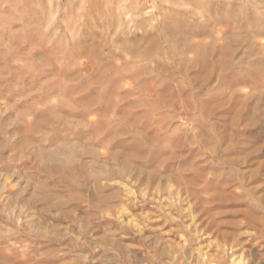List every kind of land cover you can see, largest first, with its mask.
<instances>
[{"label":"rangeland","instance_id":"374dc122","mask_svg":"<svg viewBox=\"0 0 264 264\" xmlns=\"http://www.w3.org/2000/svg\"><path fill=\"white\" fill-rule=\"evenodd\" d=\"M0 264H264V0H0Z\"/></svg>","mask_w":264,"mask_h":264}]
</instances>
